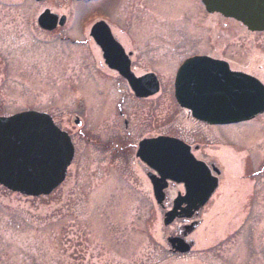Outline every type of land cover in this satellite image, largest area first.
I'll use <instances>...</instances> for the list:
<instances>
[{"label": "rangeland", "instance_id": "obj_1", "mask_svg": "<svg viewBox=\"0 0 264 264\" xmlns=\"http://www.w3.org/2000/svg\"><path fill=\"white\" fill-rule=\"evenodd\" d=\"M190 1L185 8L187 15L179 11L182 6L178 8V0H111L109 6L115 8V17L126 25L127 33L132 28L140 29L144 41L193 40L202 36L219 51L228 46L223 54L234 62L250 70L264 67V32H249L235 20L205 14L198 9L197 0ZM107 5V0H0V115L44 110L67 128L73 114H78L87 133H105L118 120L114 116L117 109L113 94L109 102L102 101L108 99L107 91L96 85L92 79L96 77L85 74L86 62L93 59L92 49L67 40L58 42V38L43 33L36 22L45 6L57 9L71 17L61 30L64 35L81 38L79 24H88L95 15L102 17ZM170 9H177L175 15L170 14ZM258 73L264 77V69ZM102 82L111 89L117 81L105 78ZM163 82L168 86L169 79L165 77ZM168 99L164 93L158 108L160 120L170 112ZM244 130L245 137H251L248 150L231 157L223 143L216 152L228 159L231 167L242 162L243 167H248L246 162H250V167L257 168L264 163V115L255 120L252 129ZM75 141L78 151L67 178L50 195L32 198L0 186V264L166 262L169 255L159 244L160 209L115 201L109 189H94L109 183L104 179L107 175L113 178L120 170V160L93 156L90 143L80 134H76ZM94 162H102L97 167L107 169L103 175L91 173ZM240 184L236 182L235 186L239 188ZM241 185L240 196L231 197V207L205 209L203 214L214 226L212 237L191 254L172 256L174 262L264 264V179L247 180Z\"/></svg>", "mask_w": 264, "mask_h": 264}, {"label": "flooded vegetation", "instance_id": "obj_2", "mask_svg": "<svg viewBox=\"0 0 264 264\" xmlns=\"http://www.w3.org/2000/svg\"><path fill=\"white\" fill-rule=\"evenodd\" d=\"M51 1L57 0L35 2L48 3ZM107 1L108 5L102 17L95 15L88 24H79L78 31L82 34L81 38L64 35L61 30L71 20V17L57 9L54 10L45 6L37 14L36 22L39 15L49 8L52 16H57V24L54 28L46 30L37 23L43 33L53 35L54 38H58V42L67 40L72 44L92 49L91 58L93 59L91 62H86L87 73L85 74L89 73L91 77H96L97 80L92 77L96 81V85L102 86L101 91H107L105 96L108 99H102V101L109 102L110 93L113 94L117 109H115L114 116L118 120L109 129H106L105 133H98V131L87 133L83 130L84 121L78 114H73L71 126L66 128L56 120L53 114L44 110L38 111L49 113L54 123L66 131L72 139L74 157L67 175L78 151L75 141L76 134L86 137L91 145L93 156L101 155V160L111 157L119 159L120 170L115 171L113 178L107 175L104 181L109 183L94 189H109L107 191L113 192L115 201H133V205L139 207L160 209L161 233H159V244L164 252L169 255L168 260L163 264H189L174 262L171 257L181 258L191 254L202 245L206 238L212 237L214 226L212 227L209 222L210 218L203 214L205 209L209 207H231L233 205L231 197L233 194L240 196L243 188L242 183L247 182V180L264 179V163L257 168L250 167V162H246L248 167H243L244 162L238 163L239 166L237 167H231L228 159L226 161L216 152L225 146L230 150L227 152L228 155L232 157L233 153L248 150L247 144L251 137L248 139L245 137L247 135L244 129L246 127L252 129L255 120L263 116L264 113L249 121L218 124L197 119L193 116L192 111L195 108H201L200 106L204 107L205 104L199 105L197 102L214 98L217 78L242 72L256 77L264 84L263 75L258 73L264 67L260 65L257 69L250 70L223 54L228 46L219 51L216 49L218 48L216 45L213 46L210 41L206 42L202 36L193 40H175L180 42L171 40L144 41L143 31H139L140 29L132 28L127 33L126 25L120 23V19L115 17V8L109 6L112 4L111 0ZM123 1L125 0H121V3ZM187 2L191 4L190 0H178L176 3L178 8L182 6L179 11L183 10L184 15ZM197 2L198 9L201 8L205 14L208 13L202 0H197ZM196 9L197 7H194V11ZM174 10L177 9L169 10L171 15H175L173 14ZM208 14L226 18L219 13ZM63 15L66 22L61 26L59 21ZM98 20H103L108 27L109 34L103 33L107 42L110 44L113 42L116 45L108 51L117 60L116 66L122 71L128 68L129 73L138 79L144 78V84L142 83L140 91L142 96L135 93L127 78L117 67L110 66L106 61L103 50L92 35V29ZM207 43L210 44V49H208ZM142 48L143 51L141 52ZM153 48H156L158 52ZM93 50L97 54L94 55ZM183 68L185 74L183 79L186 85L182 86L180 83L181 88L178 89L177 78ZM165 77L169 79L168 86L163 82ZM105 78L116 80L115 87L110 89L106 87L104 82L101 83V79ZM154 81L157 82V90L154 88ZM178 91L186 95L189 105L180 104L177 98ZM164 93L169 97L168 105L171 109L160 120L158 108ZM100 114L103 115V113H99V116L102 117ZM99 116L97 115L96 121ZM246 124L251 125L246 126ZM231 136H234L236 140L233 141ZM211 137L215 141L211 140ZM159 138L176 140L180 151L167 152L171 156L165 161H160L158 155L163 147L160 148L159 146ZM99 164L102 162H94L91 165L90 171L93 175L101 176L107 170L98 168L97 165ZM236 182L241 183L239 188L235 186ZM198 184L202 189H212L211 194L207 195L200 192L199 189L195 188ZM155 186H161V190L157 194ZM251 189L254 190V186ZM188 190H191L192 193L188 194ZM204 197L206 200L204 204H201L199 200ZM102 198L98 199L101 200ZM238 205L240 204L238 203ZM188 207H199V210L184 211L182 214L166 220L165 214L167 212L174 208L186 209ZM149 235L152 237L153 234L149 233ZM186 248L189 250L176 251V249Z\"/></svg>", "mask_w": 264, "mask_h": 264}, {"label": "water", "instance_id": "obj_3", "mask_svg": "<svg viewBox=\"0 0 264 264\" xmlns=\"http://www.w3.org/2000/svg\"><path fill=\"white\" fill-rule=\"evenodd\" d=\"M202 2L211 13L217 12L234 18L250 31H264V0ZM56 17L47 9L39 16L38 23L44 29H52L57 24ZM64 23L63 16L59 24ZM104 32L109 34L106 23L103 20L96 22L92 35L103 50L106 61L116 68L117 60L108 53L116 45L107 42ZM117 69L127 78L135 93L142 96L140 91L144 78H136L129 73L128 68L124 71L118 67ZM183 72L184 68L177 78L178 89L181 88L180 83L182 86L186 85ZM216 80L214 98L197 102L199 105L205 104L204 107L193 109L192 114L196 118L209 123L226 124L250 120L264 112V85L257 78L239 72L221 76ZM157 87V82L154 81L155 90ZM177 98L181 105H189L182 92L178 91ZM158 143L160 148L163 147L158 155L160 161L171 156L167 152L180 151L179 144L174 139L159 138ZM73 156L74 147L70 136L54 124L50 115L30 110L11 116H0V184L9 190L28 196L50 194L64 181ZM195 188L207 195L212 192L209 188L202 189L199 184ZM160 190L161 186H155L156 194ZM191 190H188V194L192 193ZM205 200L204 197L199 202L203 204ZM193 209L199 207H188L185 210ZM178 214V208H175L166 215L173 217Z\"/></svg>", "mask_w": 264, "mask_h": 264}]
</instances>
